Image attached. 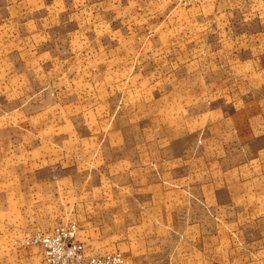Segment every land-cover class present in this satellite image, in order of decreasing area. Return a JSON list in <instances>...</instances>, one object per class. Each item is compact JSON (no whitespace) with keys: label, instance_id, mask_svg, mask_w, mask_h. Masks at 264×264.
<instances>
[{"label":"crops","instance_id":"1","mask_svg":"<svg viewBox=\"0 0 264 264\" xmlns=\"http://www.w3.org/2000/svg\"><path fill=\"white\" fill-rule=\"evenodd\" d=\"M165 1L0 0V264H264V0Z\"/></svg>","mask_w":264,"mask_h":264},{"label":"built area","instance_id":"2","mask_svg":"<svg viewBox=\"0 0 264 264\" xmlns=\"http://www.w3.org/2000/svg\"><path fill=\"white\" fill-rule=\"evenodd\" d=\"M204 0H174L175 5L189 8ZM75 225L56 227L50 233L34 232L20 240L21 247L37 246L42 264H129L120 254L90 256L75 241Z\"/></svg>","mask_w":264,"mask_h":264},{"label":"rangeland","instance_id":"3","mask_svg":"<svg viewBox=\"0 0 264 264\" xmlns=\"http://www.w3.org/2000/svg\"><path fill=\"white\" fill-rule=\"evenodd\" d=\"M142 2H144V4H142V7H143V6H145L149 2V0H142ZM165 2H166V5H168L169 7H175L174 1H172V0H166ZM184 9H187V8H184ZM139 28L140 29H139V31H137V33H138L137 36H139L140 38H150V37H154L155 34H156L155 27L151 23L148 22V20L146 19V16L145 15H143L141 17V20H140V23H139ZM141 49L145 52L146 46H142ZM90 64L92 66L90 68H93L94 67L93 65H95L92 62ZM172 96H174V95H172ZM159 102H157L156 112H160V109H161V107H160L161 105L158 106V103ZM140 110H141V112H140L141 115L143 113L147 112V109H143L142 106H141V109Z\"/></svg>","mask_w":264,"mask_h":264}]
</instances>
